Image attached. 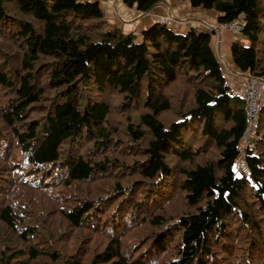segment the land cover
<instances>
[{"label": "trees", "instance_id": "16d2710c", "mask_svg": "<svg viewBox=\"0 0 264 264\" xmlns=\"http://www.w3.org/2000/svg\"><path fill=\"white\" fill-rule=\"evenodd\" d=\"M188 1L245 14L231 66L264 80V0ZM213 43L139 40L96 0H0V264H264V111L237 176L246 105Z\"/></svg>", "mask_w": 264, "mask_h": 264}, {"label": "crops", "instance_id": "0c3cea01", "mask_svg": "<svg viewBox=\"0 0 264 264\" xmlns=\"http://www.w3.org/2000/svg\"><path fill=\"white\" fill-rule=\"evenodd\" d=\"M101 4L106 21L115 27L122 29L125 33H133L140 40L143 32L155 24V17L165 15L167 10L178 20L169 27L179 33H186L191 29H199L211 33L218 28V14L202 8H193L188 0L168 1L150 14H141L135 8L130 9L122 0H96ZM220 58L232 70V81L235 87L241 86L245 77L236 72L232 66L231 49L235 42L241 40L239 35L230 31H221ZM242 172V171H241Z\"/></svg>", "mask_w": 264, "mask_h": 264}, {"label": "built area", "instance_id": "2783aa9c", "mask_svg": "<svg viewBox=\"0 0 264 264\" xmlns=\"http://www.w3.org/2000/svg\"><path fill=\"white\" fill-rule=\"evenodd\" d=\"M170 11L167 10L165 15L156 16L155 23L170 26L177 23ZM246 27V16L241 14L235 20L219 24L218 28L211 30L213 34L214 47L220 57L221 31H230L240 36ZM221 59V58H220ZM224 68V86L228 88V94L231 97L241 98L246 105L247 123L243 136L238 145V151L243 162H246L249 150L254 151L256 148V140L260 128L261 114L264 111V80H258L245 77V81L241 86L235 87L232 81V70L221 59Z\"/></svg>", "mask_w": 264, "mask_h": 264}, {"label": "rangeland", "instance_id": "374dc122", "mask_svg": "<svg viewBox=\"0 0 264 264\" xmlns=\"http://www.w3.org/2000/svg\"><path fill=\"white\" fill-rule=\"evenodd\" d=\"M112 26V25H111ZM240 39H241V42L242 43H246V44H248V42H247V40L242 36V34H240ZM240 41V40H239ZM213 45H214V43H213ZM214 49H215V47H214ZM216 51V50H215ZM217 53V52H216ZM235 170H236V172H237V176H240L241 175V171L242 172H246V165H245V162H243L242 161V159H241V156L239 157V159H238V161H237V163H236V167H235ZM243 174H248V172H246V173H243ZM239 180V178H235L234 179V181L236 182V181H238Z\"/></svg>", "mask_w": 264, "mask_h": 264}]
</instances>
